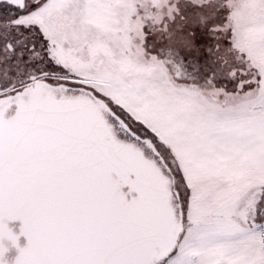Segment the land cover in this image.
I'll list each match as a JSON object with an SVG mask.
<instances>
[{
	"label": "snow or ice",
	"instance_id": "obj_1",
	"mask_svg": "<svg viewBox=\"0 0 264 264\" xmlns=\"http://www.w3.org/2000/svg\"><path fill=\"white\" fill-rule=\"evenodd\" d=\"M0 264H264V0H0Z\"/></svg>",
	"mask_w": 264,
	"mask_h": 264
}]
</instances>
